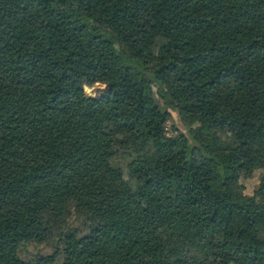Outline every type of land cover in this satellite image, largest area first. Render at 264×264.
Returning a JSON list of instances; mask_svg holds the SVG:
<instances>
[{
	"label": "trees",
	"instance_id": "1",
	"mask_svg": "<svg viewBox=\"0 0 264 264\" xmlns=\"http://www.w3.org/2000/svg\"><path fill=\"white\" fill-rule=\"evenodd\" d=\"M258 171L264 0H0V264H264Z\"/></svg>",
	"mask_w": 264,
	"mask_h": 264
},
{
	"label": "rangeland",
	"instance_id": "2",
	"mask_svg": "<svg viewBox=\"0 0 264 264\" xmlns=\"http://www.w3.org/2000/svg\"><path fill=\"white\" fill-rule=\"evenodd\" d=\"M105 88L104 84L101 83H96L92 87H86V92L89 95H98L101 91V89ZM172 119L168 121L167 123V131L169 134H172L173 131L172 127L175 124L180 131L187 132V124L181 119V117L178 115L176 111L172 112ZM264 177V171H258L253 174L249 179H245L243 182L245 184V188L247 193L251 194L255 188H257L260 184L261 179ZM29 252L31 251L32 253L38 252L42 250V252H47L50 250L48 247H42V246H36V245H31L29 248Z\"/></svg>",
	"mask_w": 264,
	"mask_h": 264
}]
</instances>
